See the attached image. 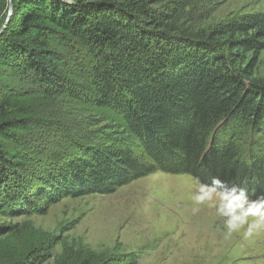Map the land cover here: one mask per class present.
Here are the masks:
<instances>
[{"label":"trees","instance_id":"16d2710c","mask_svg":"<svg viewBox=\"0 0 264 264\" xmlns=\"http://www.w3.org/2000/svg\"><path fill=\"white\" fill-rule=\"evenodd\" d=\"M12 3L0 33V214L109 194L158 169L264 197V12L205 31L186 26L180 0ZM96 119L110 142L88 133ZM38 251L18 264H43Z\"/></svg>","mask_w":264,"mask_h":264},{"label":"rangeland","instance_id":"374dc122","mask_svg":"<svg viewBox=\"0 0 264 264\" xmlns=\"http://www.w3.org/2000/svg\"><path fill=\"white\" fill-rule=\"evenodd\" d=\"M180 1L186 26L205 31L232 18L264 12V0ZM6 2L0 30L13 12L12 0ZM255 77L264 82V50ZM38 100L31 98L29 103L35 107ZM97 121L88 125V133L98 136L94 141L100 145L110 142L105 139L110 126ZM252 137L262 139L257 133ZM263 146L264 141L258 147ZM197 180L203 182L191 173L158 169L109 194L46 203L43 199L37 201L35 212L0 214V264L22 263L34 249L43 264H264V232L248 239L242 232L225 236L223 218L214 209L199 206L201 210L193 212Z\"/></svg>","mask_w":264,"mask_h":264},{"label":"clouds","instance_id":"9594fccd","mask_svg":"<svg viewBox=\"0 0 264 264\" xmlns=\"http://www.w3.org/2000/svg\"><path fill=\"white\" fill-rule=\"evenodd\" d=\"M191 199L196 206L193 212H199V206H205L223 218L225 236L242 232L248 239L264 232V197L253 199L245 187L214 176L210 182L197 180Z\"/></svg>","mask_w":264,"mask_h":264},{"label":"water","instance_id":"95a60500","mask_svg":"<svg viewBox=\"0 0 264 264\" xmlns=\"http://www.w3.org/2000/svg\"><path fill=\"white\" fill-rule=\"evenodd\" d=\"M10 6H11V8H12V4H10ZM5 26H6V24H5ZM5 26H4V28H5ZM3 30V29H2ZM2 30H0V33L2 32Z\"/></svg>","mask_w":264,"mask_h":264}]
</instances>
